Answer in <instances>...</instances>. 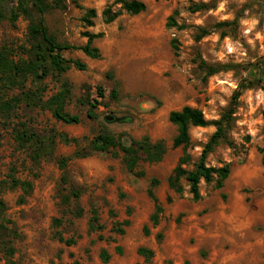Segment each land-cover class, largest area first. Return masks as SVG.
I'll use <instances>...</instances> for the list:
<instances>
[{
  "label": "rangeland",
  "instance_id": "rangeland-1",
  "mask_svg": "<svg viewBox=\"0 0 264 264\" xmlns=\"http://www.w3.org/2000/svg\"><path fill=\"white\" fill-rule=\"evenodd\" d=\"M138 1L146 6L143 13L130 16L122 12L110 24L104 23L102 12L108 7L118 10L112 0H65L66 10H53L44 16L48 34L59 43L83 46V32L102 33L92 42L101 57L91 60L80 51H65L64 57L86 64V70L72 67L61 79L49 76L41 85L44 102L59 92L63 81L68 83L64 112L77 116L78 124H64L49 110L27 109L23 103L8 122L0 118V181L13 175L31 184L26 194L20 188H5L1 193L3 218L12 223L7 227L14 225L17 236L7 238L14 249L11 257H6L0 246V264H193L186 256L188 250L198 246L199 231L206 224L212 226L218 204L226 201L225 193L236 196L240 205L254 213V234H264V80L260 86L241 91L227 135L234 149L221 142L207 157V166L230 165L223 187L216 189L214 183L201 181V198L195 202L184 180L181 195L167 184L184 150L190 160L182 168L191 170L215 131L212 126L192 127L189 146L172 148L176 127L168 121L169 113L189 106L201 111L208 121L218 120L239 84L258 78L257 69L264 67V0ZM1 5L8 18L12 4ZM194 5L204 8L192 12ZM88 9L96 13L90 28L81 21ZM170 16L185 28L168 27ZM7 18L0 21V50H7L9 59L18 63L27 57L28 22L19 17L10 23ZM201 30L207 35L197 40ZM172 39L177 42L176 54L170 46ZM201 61L230 68L205 78ZM36 86L28 78L24 90ZM98 87L103 98L97 94ZM113 90L116 98L111 97ZM0 92L7 99L21 93L18 88ZM93 101L100 104L92 110L87 103ZM105 117L120 121L106 122ZM21 123L40 135L53 131L77 139L79 146L56 138L52 154L34 161L31 151L19 149L14 141V130H19ZM103 131L135 140L147 136L152 142L162 141L165 154L157 163L139 162L132 173L124 167L117 148L71 159L67 182L63 183L58 160L77 148L88 147ZM151 179L159 181L154 192L163 208L156 228L149 222L154 211L147 196ZM70 185L81 191L77 201L63 198L69 195ZM78 208L80 217L76 215ZM93 213L101 230L89 231ZM144 226L148 233H144ZM161 233L164 239L159 242L156 235ZM173 242L180 253L173 252ZM140 247L152 249V258L145 261L138 256ZM103 251L109 256L108 263L100 258Z\"/></svg>",
  "mask_w": 264,
  "mask_h": 264
},
{
  "label": "trees",
  "instance_id": "trees-1",
  "mask_svg": "<svg viewBox=\"0 0 264 264\" xmlns=\"http://www.w3.org/2000/svg\"><path fill=\"white\" fill-rule=\"evenodd\" d=\"M113 5H118L117 11H112L110 7L106 8L102 12L103 21L105 24L114 22L122 12L130 16H136L143 13L146 6L143 2L138 0H112ZM7 3L12 4L9 8V17L7 18L3 13V5ZM65 0H0V21L7 18L10 23H14L19 17H22L28 22V49H25L27 55L25 60H20L18 63H14L9 59V53L7 50H0V89L5 90L9 88H18L21 93L19 97L4 98L0 92V118L3 122H8L14 110L20 106L21 103L25 105L27 109L34 107H40L42 110H49L54 118L63 122L64 124L73 125L79 123V118L75 115H69L64 112V106L69 96V86L66 81H63L59 92L51 97L49 100L41 101V85L43 80L49 76L61 79L63 75L70 69L75 68L78 71H85L86 64L78 61L71 60L64 57L63 52L76 50L80 51L83 55L91 60H97L101 57L100 51L92 46V42L96 39H100L102 33H90L85 31L82 36L86 38V43L83 46H74L67 43H59L52 36L48 34L44 16L53 10H66ZM204 8V5H194L192 12H196ZM176 14V13H175ZM96 17L94 9H88L85 11L81 21L87 28L93 27V19ZM167 26L174 27L178 30H183L184 25H176L174 16H170L167 19ZM207 35V32L201 30L200 35L196 37L197 40ZM171 49L174 54L177 53L178 47L176 40L170 41ZM199 67L205 73V78L215 75L221 71L229 70L227 65H208L204 61H201ZM258 70V78L249 81V83H240L237 90L233 93L231 103L228 109L221 115L218 120L208 121L204 118L201 111L198 109L185 106L179 111H172L169 113L168 121L176 127V136L172 140V148L182 147L186 149L190 144V128H205L212 126L215 128L214 133L211 135L207 143L203 146L198 160L194 163L191 170L182 168V165L188 163L190 156L186 154L185 150L183 156L179 160L178 166L173 170L171 175L167 179V184L170 190L181 195L184 191L181 181L184 180L188 185L189 194L192 196L193 201H199L201 198L199 192L200 182L205 184L214 183L216 189L223 187L224 181L230 175V165L224 164L221 167L215 168L206 165L207 157L213 152L219 143L223 142L229 148L234 149V145L228 140V131L232 127L233 115L235 114L238 98L242 90L250 88L252 86H260L264 80V67H260ZM28 78H31L32 82L37 86L33 90H24ZM264 90V87H263ZM97 94L99 98H103L104 94L100 87L97 88ZM111 97L116 98V91L111 92ZM90 108L96 109L100 103L93 101V103H87ZM264 120V109L262 112ZM91 117V113H89ZM20 129L14 130V141L18 145L19 149H29L31 151V158L36 161L41 157L52 154L55 147V139L58 138L63 144L78 145L77 139L68 138L63 134H55L53 131L48 135H40L34 131H31L23 123L20 125ZM117 148L122 153V163L126 170L130 173L134 172L139 165V162L157 163L162 160L165 154L166 147L162 141L152 142L147 136L142 137L140 140H135L128 137L125 134H119L114 136L108 132H101L97 134L86 148H77L69 157H63L58 160V165L62 171V181L67 182L66 168L67 163L71 159H83L93 154L108 153L110 149ZM140 175L142 173L139 172ZM7 181H0V196L5 188L16 189L20 188L25 194L31 190V184L29 182L20 181L13 175L8 177ZM159 181L157 179H151L149 188L147 189V196L153 202L154 211L149 217V222L154 227L158 225L163 208L160 205L158 199L155 196L154 190L158 187ZM69 195L63 197L65 200L72 198L77 201L80 198L81 191L69 186ZM168 201L170 199H167ZM4 203L0 198V246L2 252L6 257H11L14 253V249L7 238L16 237V229L14 225L7 227L12 223L3 218ZM82 211L78 208L76 215L80 217ZM96 213H93L91 220L89 221V231L101 230L102 226L97 224ZM125 226L128 222L123 223ZM120 234L123 230H118ZM144 233H148L147 227L143 228ZM62 242L63 239L58 237ZM160 241V236H158ZM67 244H74L73 241H66ZM137 254L148 261L153 256V252L145 248H138ZM100 258L104 263H108L109 256L106 252H101Z\"/></svg>",
  "mask_w": 264,
  "mask_h": 264
},
{
  "label": "crops",
  "instance_id": "crops-1",
  "mask_svg": "<svg viewBox=\"0 0 264 264\" xmlns=\"http://www.w3.org/2000/svg\"><path fill=\"white\" fill-rule=\"evenodd\" d=\"M225 194L226 201L218 204L217 215H214V221H211L212 226L206 224L204 229L199 231L197 238L200 245L188 250V260L193 264H264V234L259 231L254 234V213L240 205L236 196ZM161 234H157L156 238L160 236L162 242L164 235ZM172 244L173 252L180 253L176 243ZM147 250L153 252L152 249Z\"/></svg>",
  "mask_w": 264,
  "mask_h": 264
},
{
  "label": "water",
  "instance_id": "water-1",
  "mask_svg": "<svg viewBox=\"0 0 264 264\" xmlns=\"http://www.w3.org/2000/svg\"><path fill=\"white\" fill-rule=\"evenodd\" d=\"M105 121L106 122H111V121L119 122L120 120L119 119H114V118H111V117H105Z\"/></svg>",
  "mask_w": 264,
  "mask_h": 264
}]
</instances>
